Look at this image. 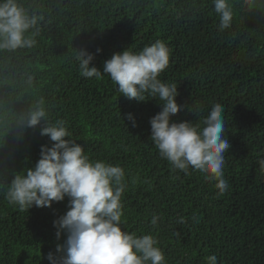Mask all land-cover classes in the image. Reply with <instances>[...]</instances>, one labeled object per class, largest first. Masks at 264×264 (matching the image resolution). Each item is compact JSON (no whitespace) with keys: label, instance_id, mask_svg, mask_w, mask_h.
Here are the masks:
<instances>
[{"label":"trees","instance_id":"trees-1","mask_svg":"<svg viewBox=\"0 0 264 264\" xmlns=\"http://www.w3.org/2000/svg\"><path fill=\"white\" fill-rule=\"evenodd\" d=\"M17 3L37 23L24 33L31 46L0 49V264H51L47 254L65 238L57 240L53 222L67 211V197L28 211L5 198L15 175L50 145L40 128L59 119L91 159L125 169L122 219L130 231L157 236L165 264H206L213 254L217 264H264V0H227L232 17L224 29L214 0ZM158 39L170 49L159 79L176 83L185 105L172 119L199 123L214 104L224 108V195L198 171H173L161 158L149 123L159 101L126 98L107 74L80 75L82 48L95 53L91 63L102 71L113 53L138 52ZM39 109L45 119L29 127ZM153 214L161 217L156 228Z\"/></svg>","mask_w":264,"mask_h":264},{"label":"clouds","instance_id":"clouds-1","mask_svg":"<svg viewBox=\"0 0 264 264\" xmlns=\"http://www.w3.org/2000/svg\"><path fill=\"white\" fill-rule=\"evenodd\" d=\"M214 6L220 28L229 27L232 12L227 0H214ZM36 23L37 18H30L17 0H0V49L31 46L34 41L26 39L24 33ZM94 58L95 53L86 48L78 51L80 75L100 79L102 73L107 74L126 98L143 102L150 96L159 101L161 110L149 123L150 140L161 158L171 164L173 171L186 175L190 168L198 171L206 181H215L218 194L224 195L229 188L224 178V157L230 147L225 135L224 108L214 104L199 123L172 119L185 105L177 102L178 85L159 79L170 60L166 43L158 39L138 52L128 48L115 52L103 62L102 71L91 63ZM125 116L132 127L137 126L132 113ZM45 117V111L39 109L30 114L27 124L35 127ZM40 134L49 138L50 145H41L34 167L15 175L5 198L21 211L33 206L50 207L68 198L67 211L53 222L57 240L62 235L65 238L56 244L55 252L47 254L51 264H165L157 236L130 231L122 219V198L128 187L125 169L119 164L91 159L84 145L72 138L63 119L45 123ZM258 164L264 175V159H259ZM132 182H136L135 178ZM160 219L152 215L153 228ZM177 223L186 221L180 217ZM205 259L206 264H217L214 254Z\"/></svg>","mask_w":264,"mask_h":264}]
</instances>
